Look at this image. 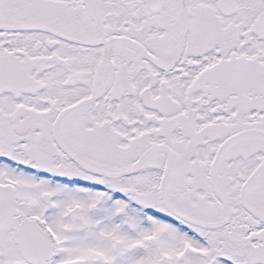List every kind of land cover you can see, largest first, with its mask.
I'll use <instances>...</instances> for the list:
<instances>
[{"label":"snow or ice","instance_id":"6c2138e0","mask_svg":"<svg viewBox=\"0 0 264 264\" xmlns=\"http://www.w3.org/2000/svg\"><path fill=\"white\" fill-rule=\"evenodd\" d=\"M0 264H264V0H0Z\"/></svg>","mask_w":264,"mask_h":264}]
</instances>
